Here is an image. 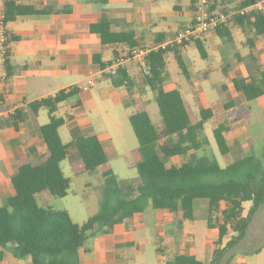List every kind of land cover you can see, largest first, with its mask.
I'll list each match as a JSON object with an SVG mask.
<instances>
[{"label":"trees","instance_id":"obj_1","mask_svg":"<svg viewBox=\"0 0 264 264\" xmlns=\"http://www.w3.org/2000/svg\"><path fill=\"white\" fill-rule=\"evenodd\" d=\"M105 3L106 0H101V4ZM248 5L250 0L241 7ZM26 13L27 8L9 0L6 3L7 21ZM232 22L247 37L246 44L249 46H253L250 33L264 40V14L256 8L243 16H235ZM89 32L98 36L102 49L118 45L125 48L123 52L113 49L109 62H102L100 52L92 55V64L102 70L100 76L114 88H133L127 68L118 60L132 58L135 51L146 52L142 59L143 79L154 94L161 125L157 129L144 109L128 117L137 140L138 152L142 156V160L135 165L139 182L118 183L112 172L106 171L99 211L81 225L74 223L67 211L50 209L49 199L65 197L69 189V180L60 168L67 149L58 133L64 121L56 117L55 112L60 103L69 100L71 106H80L79 89L71 86L67 90H59L54 96H46L31 103L29 108L33 113L42 108L48 113V123L38 129L46 153L36 166L27 159L17 162V172L10 179L15 194L0 207V254L7 250L13 258L26 260L29 264H82L80 252H90L85 247L89 238L115 232L123 221L142 213L148 206L171 214L181 212L184 220H192L193 202L206 200V226L217 232L210 264H220L244 240L249 225L264 203L262 161L253 153L242 152L238 143L234 146L226 137L231 130L228 124L235 121L233 102L225 103L223 108L226 113L221 115L222 121L212 129L219 154H237L234 155L237 159L221 168L206 156L194 155L206 145L201 134L205 123L214 118L213 111L201 109L198 118L192 122L180 91L177 88L166 89L169 80L166 70L168 54L174 56L181 73L188 78L180 48L189 43L148 50L142 47L132 28L122 32L112 31L108 18H101L91 24ZM214 32L228 41L231 39L227 27ZM165 39L164 34H157L153 44H160ZM191 42L200 57L204 58L201 38ZM248 57L245 65L248 77L233 78L230 82L245 102H252L264 96V66L258 65L252 69L251 63L256 60ZM114 65L116 68L113 71L105 72L107 67ZM19 114L15 112L11 117L10 123L15 128L20 120ZM72 135V144L78 154V158L70 164L73 175L92 173L107 163L104 149L95 134L84 136L74 129ZM174 157L186 158V161L179 163L173 160ZM244 203H250L246 215H243ZM228 236L227 242L221 247ZM231 257L234 256H228L225 264H231ZM168 264L202 262L194 255L184 254L175 256Z\"/></svg>","mask_w":264,"mask_h":264},{"label":"crops","instance_id":"obj_2","mask_svg":"<svg viewBox=\"0 0 264 264\" xmlns=\"http://www.w3.org/2000/svg\"><path fill=\"white\" fill-rule=\"evenodd\" d=\"M246 1L213 0L212 8L225 12L242 8H247L250 11V6L257 2H264V0H252L255 2L252 4L250 0V5L241 7ZM7 2L8 0H6ZM9 2L27 8L28 13L16 15L14 19L7 21L8 59L5 86L2 89L3 103L0 108V207L4 206L6 200L15 194L10 179L17 172V162L27 159L36 166L40 164L41 158L46 153V147L38 129L48 123V113L43 108L39 109L37 113H33L29 108L33 102L46 96H53L59 90H67L71 86H76L79 89L81 105L73 107L70 101H66L67 103H60L57 107V111L63 107L62 116L58 118L63 119L64 123L61 127L66 126L70 133V141L62 142L67 145L65 160L70 166L78 158L77 151L72 144V130L74 129L84 136L95 134L106 157H108V150L115 153L110 134L103 131L97 132L91 119L83 111L80 95L85 93L86 97L89 98L90 90L97 87V82L100 81L102 70L92 64L93 53L100 52L102 62H109L112 60L113 49L123 52L125 48L118 45L117 47L102 49L98 36L89 32L91 24L98 22L101 18H108L111 21V30L114 32H122L132 28L142 47L153 50L164 48L167 45L176 46L169 43L175 38L179 30L191 23L193 18L192 0H106L105 4H101V0H9ZM231 26L237 27L233 22L227 26L231 38L229 41L219 37L214 31L203 35L201 41L204 50L205 42L209 39L210 44L213 43L215 47L222 46L219 52H212L211 57L216 61V70L221 71L225 79L247 78L248 70L246 67L242 68V63L246 64V58L250 55L248 58L256 60L255 63H251L252 69L258 65L264 66V40L260 37H253L250 33L249 37L253 42L251 47L246 44L247 37L239 27L243 38L240 34H237V37L232 35ZM157 34H164L166 39L160 44H153ZM191 46L194 44L189 42L180 48L181 59L186 67L188 80H192V75L196 73L195 64L188 61L187 49ZM207 57L208 53L205 50L204 58ZM231 57L235 58L231 61L237 65L232 70L226 69V65L221 68L220 65L224 64V61L225 63L228 62L227 59H231ZM142 59L143 56L135 54L132 58L121 62L131 77L133 86L131 90L137 87L138 82H144ZM168 63L169 61L166 60V67ZM175 63L173 62L175 70L177 67L180 73L181 70ZM134 67L138 68L135 72L133 71ZM109 70L110 68L107 67L105 72H109ZM209 71L211 72V70ZM175 74H177L176 71ZM201 74L202 77H205V70ZM91 78L95 84L88 86L87 83ZM172 80L173 77L170 74L168 82ZM144 85L146 86V84ZM193 85L195 84L193 83ZM86 86L88 87L86 88ZM110 87L113 89L125 88H114L112 85ZM146 87L142 89L145 90ZM125 89L127 96H129L131 90ZM166 89L173 88L166 87ZM136 90L138 89L136 88ZM178 90L183 96L182 91ZM232 93L238 97L242 96L233 89L229 94L230 97L233 95ZM119 95L118 93L114 95L116 101H119ZM152 95L154 100V94L152 93ZM102 97L104 98L106 95ZM193 98H195L194 94ZM257 100L259 101L257 108L263 114V118L258 120L264 122V96L257 98ZM184 101L191 116L188 102L185 99ZM62 104L63 106H61ZM208 108L213 111L214 118H216V112L221 113L220 111L224 110L221 109L223 105L219 106L217 110L212 109V106H203L200 110ZM15 112L21 114H19L20 120L17 121V128L10 123ZM153 211V219L156 221L158 233L164 235L163 242L165 245L173 247L171 251L174 252L171 259H167L159 253L161 261L168 264L177 255L191 254L202 264H210L216 247L217 232L208 229L207 226L203 230L196 225L194 206L192 220H184L181 212L171 214L166 210ZM142 218L141 213L135 214L117 226L115 232L95 236L92 247H86L90 252L81 251L82 264H119L116 260L122 252H126L130 248L133 250L139 248L138 243L135 244L134 237L135 232L143 231ZM198 231L200 232L199 236H197ZM227 239L223 240L221 247ZM22 261L13 258L7 250L0 254V264H29L26 260Z\"/></svg>","mask_w":264,"mask_h":264},{"label":"rangeland","instance_id":"obj_3","mask_svg":"<svg viewBox=\"0 0 264 264\" xmlns=\"http://www.w3.org/2000/svg\"><path fill=\"white\" fill-rule=\"evenodd\" d=\"M230 31L234 37L240 34L243 38L238 27L231 26ZM221 47H215L213 43L210 44V39L206 41L205 50L208 53V57L204 59L200 57L198 50L194 46L187 49L188 61L195 64L196 69V73L191 77L192 80H188L181 72L179 73L177 67L175 70L173 65L175 59L173 55H168L166 60L169 63L167 64L166 70L169 75L172 74L173 80L167 82L166 87L178 88L182 91L183 97L188 102L190 108L192 122L198 117V112L201 107L212 106V109L217 110L219 106H224L228 101H232L233 110L235 111V121L231 125L228 124L231 130L226 134V137L234 146L238 143L239 149L242 152L247 154L253 153L262 161L264 166V122L258 120L259 118H263V114L257 108L259 107V101L256 99L252 102H245L242 96L238 97L235 93H232L233 95L231 97L229 96L233 90L232 84L228 78H224L221 71L216 70V61L211 57L213 55L212 52H219ZM242 47H244L243 44ZM233 57L227 59L229 61L226 63L224 61V64L222 63L220 67L222 68L226 65V69L232 70L237 65L231 61L235 59ZM118 61L121 63L122 59ZM242 64V68L245 67L244 65L246 64ZM114 69L115 65L109 71H113ZM137 69V67H134L133 71L135 72ZM204 70L206 75L202 77L201 72L203 73ZM175 71L177 74H175ZM209 72L210 74L207 78ZM90 81L93 82V85L95 84L93 78ZM144 84L143 81L138 82L136 85L138 90L136 88L131 90L133 92L131 93L130 91L131 94L127 96L125 88L113 89L110 87L109 81H106L100 76L97 87L90 90L89 98L86 97L85 93L80 95L83 111L91 119L93 127L97 132L103 131L110 134L115 153L108 150V161L106 164L98 167L92 173L79 176L72 174L67 160L62 161L60 168L64 177L69 180V189L65 197H55L49 201L50 209L67 211L71 220L81 225L99 211L100 200L98 201V199L101 197L104 188V174L106 171H111L118 183L133 182L136 184L139 182L135 165L142 160V156L138 152L137 140L128 121V116L139 109H144L149 115L152 124L157 129L161 125V118L157 105L152 98V92ZM87 85L90 86L88 83ZM145 87L146 89L143 90L142 88ZM117 93L120 94L118 96L119 101L115 100L116 96L114 95ZM193 94L195 98H193ZM105 95L106 97L103 98L102 96ZM62 109L63 107H60L59 111L55 113V116H62ZM220 112L215 113L216 118H212L205 123L201 137L206 140V145L202 150L195 152L194 155L206 156L210 160L217 162L221 168H225L237 159L235 157L237 154L234 152L228 156H222L217 150L212 129L219 121H222L221 115L226 113L224 110ZM44 114H46L45 111ZM59 135L63 143L70 141V133L66 126L59 129ZM174 160L181 163L186 161V158L174 157ZM193 206L195 223L199 228L205 230L208 201L195 200ZM249 206L250 203L243 204V215H246ZM153 212V209L148 206L141 213L143 216V231L135 232L134 237L135 244L138 243L139 248L137 250L130 248L126 252H122L116 260L119 264H165L164 261L160 260L159 253L167 259L172 258L174 252L171 249L173 247H169V245H165V242H163L164 235L160 232L158 233L156 221L153 219ZM248 228L244 240L220 264H225L228 256L231 255L234 256L233 258L231 257L232 259L230 258L232 260L231 264H264V203L255 214ZM199 235L200 232L198 231L197 236ZM93 241L94 237L89 238L85 247L91 248ZM159 248L161 250H158ZM236 255L237 258H235Z\"/></svg>","mask_w":264,"mask_h":264},{"label":"built area","instance_id":"obj_4","mask_svg":"<svg viewBox=\"0 0 264 264\" xmlns=\"http://www.w3.org/2000/svg\"><path fill=\"white\" fill-rule=\"evenodd\" d=\"M191 6L193 10L191 23L185 28L179 30L175 35V38L169 44L179 46L189 43L195 38L202 37L210 31L227 27L235 16H243L253 8H256L264 14V2H257L253 6H250V11H248L247 8L229 12L217 11L212 8L213 0H192ZM8 44L9 36L7 31L6 0H0V108L3 103L2 89L5 86L6 80ZM135 54L144 56L146 52L135 51L134 55ZM88 84L92 86L93 82L89 80Z\"/></svg>","mask_w":264,"mask_h":264},{"label":"water","instance_id":"obj_5","mask_svg":"<svg viewBox=\"0 0 264 264\" xmlns=\"http://www.w3.org/2000/svg\"><path fill=\"white\" fill-rule=\"evenodd\" d=\"M251 3L254 4L255 2H253V1L251 0Z\"/></svg>","mask_w":264,"mask_h":264}]
</instances>
